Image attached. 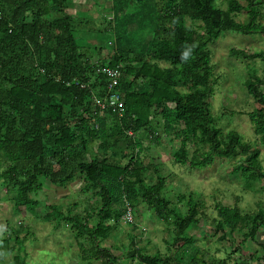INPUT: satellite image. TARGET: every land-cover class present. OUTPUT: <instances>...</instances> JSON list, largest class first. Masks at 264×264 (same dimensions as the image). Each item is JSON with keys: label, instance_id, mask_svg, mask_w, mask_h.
I'll return each instance as SVG.
<instances>
[{"label": "trees", "instance_id": "obj_1", "mask_svg": "<svg viewBox=\"0 0 264 264\" xmlns=\"http://www.w3.org/2000/svg\"><path fill=\"white\" fill-rule=\"evenodd\" d=\"M68 1L0 0V168L4 167L0 179L18 209L37 203L30 193L40 186L41 176L55 185H62L73 180L80 171L101 199L100 220L93 231L95 237L103 233L101 220L113 218L114 212L122 216L125 199L133 206L139 197L152 204L159 217L172 216L177 235L183 236L186 229L198 221V212L190 207L187 215L181 216L170 208V201L162 195V178L147 187L139 184L136 190V182L128 178L135 174L131 167L105 159L87 161L85 155L94 139H101L100 147L107 150L112 144H118L122 136L128 137L127 131L136 132L148 125L154 108L160 111L166 131L176 130L175 125L180 122L184 124L177 129L185 136L175 153L178 162L203 167L215 156L247 155L246 160L253 169L250 176H255L258 151L243 142L238 132L221 135L215 125L207 100L214 88L210 82V52L206 49V38L187 27L184 17L189 15L201 21V27L210 38L223 29L263 32L258 16L264 0H242L244 4L240 0H230L233 10L248 12L250 20L246 24L224 18L215 0H170L178 3L164 13V17L170 19L169 33L160 38L150 57L169 62L171 67L162 69L143 57L117 51L112 52L107 64H100L119 67L122 71L118 85L124 98L122 113L114 107L98 106L93 98L95 94L105 97L108 78L97 73L99 64H91L87 51L81 49L72 18L65 11ZM157 9L162 7L157 4ZM254 57L264 60V51ZM180 84L192 85L193 89L181 92L176 88ZM246 86L262 105L249 116L256 133L263 134L264 145V90L261 88L264 78L251 71ZM170 102H174V107L169 106ZM108 113L117 120L113 126L108 123ZM189 137L208 145L202 158L189 159L185 142ZM128 138L130 145H140L132 137ZM216 208L218 229L225 234L239 229L244 231V239L253 240L258 229L264 226L261 213H242L238 207L222 204ZM49 211L54 220L63 215L56 205H51ZM14 235L18 239V232ZM93 239L97 244L96 238ZM189 247L192 252L185 248L181 255L178 254L180 263L188 255L186 264H210L198 258V248ZM98 256L100 264H118L119 258L107 248L97 249ZM130 256L136 259L133 264L170 262L167 257L158 253L152 255L138 247ZM13 264L26 263L21 260Z\"/></svg>", "mask_w": 264, "mask_h": 264}, {"label": "rangeland", "instance_id": "obj_2", "mask_svg": "<svg viewBox=\"0 0 264 264\" xmlns=\"http://www.w3.org/2000/svg\"><path fill=\"white\" fill-rule=\"evenodd\" d=\"M229 2L215 0L224 18L248 23V12L233 10ZM177 3L170 0H69L65 11L70 13L74 32L91 64H107L112 52L117 51L143 57L166 69L171 67L169 62L150 55L160 38L169 33L170 19L164 17L165 11L175 8ZM240 3L244 4L242 0ZM157 4L161 10L157 9ZM258 22L264 27V4L259 8ZM184 24L206 38V49L210 52V82L214 88L207 100L215 125L221 135L238 132L243 142L258 151L255 176H250L253 169L246 160L247 155L215 156L203 167L178 162L175 153L185 137L178 130L184 124L180 122L175 125L176 130L166 131L160 111L153 108L148 125L136 132L127 131L128 137L140 145H130L129 138L124 135L118 144L110 143L112 147L104 150L100 147L102 140L94 139L85 159H105L131 167L135 174L128 178L136 182V190L139 184L147 187L162 178V195L170 201L169 207L181 216L195 207L198 221L191 224L183 236H178L172 216L159 217L155 207L139 197L132 206V220L123 215L118 217L114 212L113 218L101 220L103 233L95 237L93 231L100 220L101 199L82 172L77 171L73 180L62 185H55L41 176L40 186L30 193L37 203L18 209L0 179V264L21 260L26 264H100L102 261L100 255L96 257V250L101 248H107L118 257L116 263L133 264L136 259L130 254L135 247L167 257L169 264H186L189 256H184L180 263L178 254L189 246L198 248V258L210 264H234L233 259L238 258L235 257V235L228 239L227 234L218 229L216 206L238 203L246 211H252L255 202H264L263 134L256 133L249 116L262 105L246 86L251 71L264 78V60L254 57L264 51V31L244 33L223 29L210 38L201 27V21L185 15ZM176 88L188 93L193 86L180 84ZM261 88L264 90V86ZM174 105V102L169 103L170 107ZM106 117L110 126L117 123L114 115L108 113ZM185 142L189 159L202 158L208 150L207 144L194 137L186 138ZM2 169L4 167L0 171ZM51 205H56L63 213L60 219L54 220L49 213ZM239 232L243 237L244 231ZM93 238L97 244L93 243ZM189 250L192 252V248Z\"/></svg>", "mask_w": 264, "mask_h": 264}, {"label": "crops", "instance_id": "obj_3", "mask_svg": "<svg viewBox=\"0 0 264 264\" xmlns=\"http://www.w3.org/2000/svg\"><path fill=\"white\" fill-rule=\"evenodd\" d=\"M226 206L238 207L242 213H261L264 215V202L262 201H258L257 203L255 202L252 211H246L245 209H243L241 204L238 203ZM238 230L239 229H237L233 233H227L228 239H230L233 235H235L233 238L236 239L234 243V247L236 249L235 257L238 258H236L237 260L233 259L232 262L234 264H264V226H261L258 229L253 240L250 238L244 239V237H241L242 233ZM253 254H255L256 257H253ZM229 264H231V262H229Z\"/></svg>", "mask_w": 264, "mask_h": 264}, {"label": "built area", "instance_id": "obj_4", "mask_svg": "<svg viewBox=\"0 0 264 264\" xmlns=\"http://www.w3.org/2000/svg\"><path fill=\"white\" fill-rule=\"evenodd\" d=\"M97 73L106 75L108 78V85L106 86V94L104 98L94 95L93 98L98 106L102 108L114 107L119 109L120 113L124 110V98L120 90H118V85L120 83V78L122 76V71L119 67L110 66H97ZM125 219L132 220L133 218V208L125 199V212L123 214Z\"/></svg>", "mask_w": 264, "mask_h": 264}]
</instances>
